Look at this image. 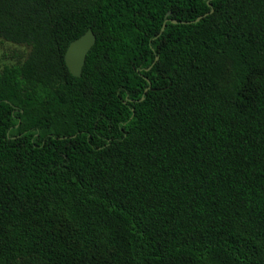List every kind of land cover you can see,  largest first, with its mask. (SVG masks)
<instances>
[{"label": "trees", "instance_id": "1", "mask_svg": "<svg viewBox=\"0 0 264 264\" xmlns=\"http://www.w3.org/2000/svg\"><path fill=\"white\" fill-rule=\"evenodd\" d=\"M0 37V264H264V0H0Z\"/></svg>", "mask_w": 264, "mask_h": 264}, {"label": "water", "instance_id": "2", "mask_svg": "<svg viewBox=\"0 0 264 264\" xmlns=\"http://www.w3.org/2000/svg\"><path fill=\"white\" fill-rule=\"evenodd\" d=\"M201 18L202 16L198 17L196 20H200ZM163 30L164 26L162 27V31ZM96 40V34L90 28L83 35L69 44L65 53V60L73 75L80 76L82 74L86 57L96 43Z\"/></svg>", "mask_w": 264, "mask_h": 264}, {"label": "rangeland", "instance_id": "3", "mask_svg": "<svg viewBox=\"0 0 264 264\" xmlns=\"http://www.w3.org/2000/svg\"><path fill=\"white\" fill-rule=\"evenodd\" d=\"M30 47L7 41L0 37V68L14 64L28 55Z\"/></svg>", "mask_w": 264, "mask_h": 264}]
</instances>
